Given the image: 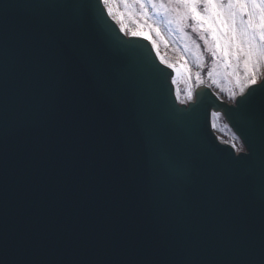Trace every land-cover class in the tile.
<instances>
[{
    "label": "water",
    "instance_id": "95a60500",
    "mask_svg": "<svg viewBox=\"0 0 264 264\" xmlns=\"http://www.w3.org/2000/svg\"><path fill=\"white\" fill-rule=\"evenodd\" d=\"M102 9L0 0L4 264H264V160L229 151L248 120L204 86L176 104Z\"/></svg>",
    "mask_w": 264,
    "mask_h": 264
},
{
    "label": "rangeland",
    "instance_id": "374dc122",
    "mask_svg": "<svg viewBox=\"0 0 264 264\" xmlns=\"http://www.w3.org/2000/svg\"><path fill=\"white\" fill-rule=\"evenodd\" d=\"M104 6L115 24L123 29L122 34L149 33V43L156 46L159 59L165 65H171L172 83L179 103L192 101L195 88L201 85L209 87L220 100L229 103L249 84L251 76L260 79L263 75L264 55L261 51L264 50V42L259 39L258 29H247V15L242 17V24L241 17L237 18L234 43L230 42L231 34L223 37L222 45L228 52L224 55L223 51L216 49L207 29L190 18L182 19L183 10L177 14L174 5L115 0ZM199 10L206 14L203 8ZM157 39L164 43V47L158 44ZM250 47L251 57L245 55Z\"/></svg>",
    "mask_w": 264,
    "mask_h": 264
},
{
    "label": "snow or ice",
    "instance_id": "6c2138e0",
    "mask_svg": "<svg viewBox=\"0 0 264 264\" xmlns=\"http://www.w3.org/2000/svg\"><path fill=\"white\" fill-rule=\"evenodd\" d=\"M115 0H97L100 5H108ZM122 3H128L129 0H121ZM133 3L146 4H162L174 5L177 14L183 10L182 19L187 17L192 21L198 22L205 27L211 34L215 47L218 51H223L224 55H228L226 48L222 45V39L226 35H230V42L236 40V32L238 30L237 18L241 17L240 23H244L242 17L247 15V29L259 30V39L264 42V0H131ZM251 5L252 7H248ZM259 6V7H256ZM203 8L206 14H202L199 10ZM104 11L103 9L101 10ZM247 29L245 34H247ZM123 29H121V32ZM133 36L151 41L148 32L133 33ZM254 38V37H253ZM156 46L153 45V51ZM253 54L251 47L245 55L251 57ZM264 55V50L261 51ZM171 68V65H168ZM247 67V65H246ZM99 71V69H97ZM171 75V72L168 73ZM174 79V77H173ZM234 111L240 114L241 119L249 122L250 135L239 134L240 146L236 144L229 146L232 160L249 161L259 155L264 160V77L257 79L255 76L249 78L248 88L241 92L239 97H234ZM181 104L184 102L181 101ZM192 107L188 111H195L196 102L193 98ZM176 112H183L185 109H174ZM257 143L261 146V152L258 154L255 146ZM242 158H245L242 160ZM4 247L5 238L0 234V264H4Z\"/></svg>",
    "mask_w": 264,
    "mask_h": 264
},
{
    "label": "trees",
    "instance_id": "16d2710c",
    "mask_svg": "<svg viewBox=\"0 0 264 264\" xmlns=\"http://www.w3.org/2000/svg\"><path fill=\"white\" fill-rule=\"evenodd\" d=\"M232 66V65H231Z\"/></svg>",
    "mask_w": 264,
    "mask_h": 264
}]
</instances>
